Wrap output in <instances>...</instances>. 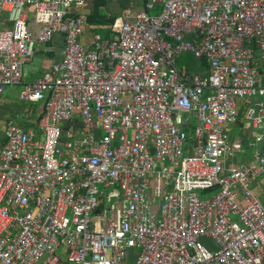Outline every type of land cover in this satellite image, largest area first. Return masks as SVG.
<instances>
[{"label": "built area", "instance_id": "obj_1", "mask_svg": "<svg viewBox=\"0 0 264 264\" xmlns=\"http://www.w3.org/2000/svg\"><path fill=\"white\" fill-rule=\"evenodd\" d=\"M87 3L0 0V102L20 86L45 109L37 129L6 124L0 264H264V150L236 162L228 138L244 100L264 139V0H130L119 38L92 47ZM57 35L61 60L26 82Z\"/></svg>", "mask_w": 264, "mask_h": 264}, {"label": "crops", "instance_id": "obj_2", "mask_svg": "<svg viewBox=\"0 0 264 264\" xmlns=\"http://www.w3.org/2000/svg\"><path fill=\"white\" fill-rule=\"evenodd\" d=\"M92 0L84 7L74 8V14H84L87 19V14L90 12ZM130 0H109L108 11L113 14L120 15L119 27L117 26V34L112 40L119 38V31L123 22V15L128 10ZM141 4V3H139ZM153 12V11H152ZM95 34L92 26L88 25L86 31L81 38V42L87 46L92 47L93 37ZM52 52L46 53L43 47H38L34 50L33 56L26 62L24 66V76L26 82H32L41 77L47 68L54 61H59L62 58L65 46V38L63 35H57L55 39L49 43ZM193 54V53H192ZM180 58V57H179ZM178 58V60H179ZM181 69L188 71L191 74L208 73V63L204 59H198L193 54V59L188 62L184 59ZM264 69V68H263ZM20 86L9 87L2 95L0 102V154L1 149L6 145V124L9 120L17 121L25 128H38L40 118L45 111L44 103H26L19 97ZM239 107V121L228 129V138L234 141L237 138L244 139V151L239 153L235 159L236 162H252L255 159V153L264 150V139L262 141L258 137V131L249 118V105L244 100L238 101ZM80 122V121H78ZM80 125V123H78ZM198 125L196 114H188L185 118L183 128L189 133L190 138H194L195 130ZM192 129V130H191ZM240 155V156H239ZM256 183V184H255ZM253 186L255 195L264 203V188H262L261 181H256Z\"/></svg>", "mask_w": 264, "mask_h": 264}, {"label": "trees", "instance_id": "obj_3", "mask_svg": "<svg viewBox=\"0 0 264 264\" xmlns=\"http://www.w3.org/2000/svg\"><path fill=\"white\" fill-rule=\"evenodd\" d=\"M91 4L86 19L87 26H92L93 31L99 33L105 39L112 40L117 34V26L120 25V15L108 11L109 0H92Z\"/></svg>", "mask_w": 264, "mask_h": 264}, {"label": "rangeland", "instance_id": "obj_4", "mask_svg": "<svg viewBox=\"0 0 264 264\" xmlns=\"http://www.w3.org/2000/svg\"><path fill=\"white\" fill-rule=\"evenodd\" d=\"M153 13H155V11H153ZM184 59H187L188 62H191L192 59H193V54H192L191 52H183V53L181 54L179 60H178V66H179V67L183 64ZM191 130H192V129H191ZM188 133H189V131H188ZM239 156H240V155H239ZM261 179H262V188H264V174H263L261 177H259L258 180L261 181ZM255 184H256V183H255ZM255 184L252 185V188H253V186H254ZM211 195H212V193H207L206 195H204V197H210ZM202 242H203L205 245H207V246L213 245V242H212L211 240L207 239V238H203V239H202Z\"/></svg>", "mask_w": 264, "mask_h": 264}]
</instances>
